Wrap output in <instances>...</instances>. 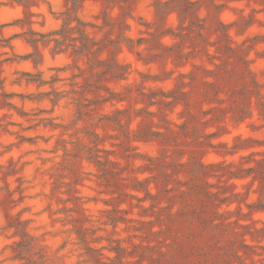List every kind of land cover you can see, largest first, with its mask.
Segmentation results:
<instances>
[{
    "label": "clouds",
    "instance_id": "obj_1",
    "mask_svg": "<svg viewBox=\"0 0 264 264\" xmlns=\"http://www.w3.org/2000/svg\"><path fill=\"white\" fill-rule=\"evenodd\" d=\"M193 19L169 11L159 43L179 59L150 60L154 0H0V264H264L247 173L264 160V0H201ZM109 58L117 73L85 89ZM200 183L230 188L206 226Z\"/></svg>",
    "mask_w": 264,
    "mask_h": 264
},
{
    "label": "rangeland",
    "instance_id": "obj_2",
    "mask_svg": "<svg viewBox=\"0 0 264 264\" xmlns=\"http://www.w3.org/2000/svg\"><path fill=\"white\" fill-rule=\"evenodd\" d=\"M76 3H77V0H73V7L74 8L76 6ZM200 3H201V0H196L195 3H193L192 0H154L155 14L157 17L156 31L151 33V39H150V41H148V43L150 44L151 48H158V49H161V51L156 56L148 57V59H150V60H154V59H158V58L162 59L164 56L170 55V54L176 55L177 58L179 59V56H180L179 46H176L173 49H165L159 43V37H160V35L163 34L161 32V28L163 25L164 18L169 11L176 10L179 13L181 24L183 23V20L188 16H192L194 18L193 23H196L195 11L199 7ZM209 3H210V0H209ZM123 14H125V15L127 14V9L124 10ZM65 23L67 24V21ZM105 23H108V21L105 20ZM189 27L191 28V24L189 25ZM196 27L200 28V27H202V25L196 23ZM218 27H219V30H221L223 32L224 26L219 25ZM69 31H71V30H69ZM166 31H170V29L166 30ZM62 35H65L66 39L68 38V32L64 31V32H62ZM197 35H199V32H197ZM78 39L80 40L81 47H80V49H78L76 51L78 53H85V52L89 51L90 46H91L90 42L88 41L87 37L83 34L82 31H81ZM105 41H107V34H106L104 40L98 42L99 46L97 48V52H99L102 48L106 47L107 44H115L116 43L114 41H107V44H106ZM141 42H143V38H141V40L137 41V43H141ZM31 43L35 47V43H36L35 40H32ZM91 43H96V42H91ZM129 45H131V41H129ZM224 50H225L226 54L234 55L232 50L227 48V46H225ZM92 55H93V60H95L96 53H93ZM31 58H32L34 63H38L40 61V55L38 52H34L32 54ZM97 63L102 64L104 70L96 75L95 80L92 83L85 81V85H84L85 89L98 88V87H100L99 82L101 80L105 79L109 75L114 76L117 73L118 66L115 65L114 60H112L111 58H109V60H106L103 62H97ZM120 71L122 72L123 70L120 69ZM32 79H39V77L38 76L32 77ZM178 91H179V89L177 88V92ZM171 94L174 96L176 95V93H171ZM155 95H157V93H155V92L151 93V96H155ZM234 95L241 98V101L244 102V101H246V98H247V89L241 88L240 90L236 91L234 93ZM151 96L148 97V100L150 103L152 102ZM176 98L179 99L180 97L177 96ZM242 111H243V109H241V112ZM118 116H119V113H117L116 115L111 117V119L118 123L119 122ZM148 130L149 129L147 127H145L144 129H142L140 131V133H138V135H140L142 137H146V136H148L147 135ZM106 164H107V160H105L104 163H100V165H99L100 168L102 169L103 180L106 183V185H111V186H113L114 190L118 191L120 189V184L118 183V180H117L119 173L114 172L111 170V168L106 167L105 166ZM156 167L161 168L162 164H157ZM217 168L219 169L220 174L223 175L224 170L221 169L219 166H217ZM201 173H203L205 175L208 174V172L204 171L201 168V166L199 165L198 158L194 157L193 174H194V176H199ZM247 173H255L254 178H259V180L261 182L260 183V191L262 192V195H264V160L256 162V166L254 168L248 169ZM239 174H240L239 172L231 173V175H239ZM134 186H136V185H134ZM207 187L208 186L203 184V183L194 184L192 187V192H193L194 196L196 197V200L200 204V210L198 213H196V215L200 218V223L204 226H206L207 223H209V217L210 216H215V212H214V209L216 207L215 201H220L221 203H223L225 200L229 199V197H222L221 193L230 191L229 187H220L219 191L217 193L210 194L207 191ZM245 195H247V193H245ZM232 198L235 199V197H232ZM250 207H252V206H250ZM255 207L264 208V199H261L255 205ZM115 211H116V209L113 208V212H115ZM238 211L239 210H237V214H238ZM109 216H110V219H112L113 223L117 219H122V217L113 216L112 214H109ZM218 227L222 228L223 226L221 224V225H218ZM241 247H245V246L241 245ZM245 250L248 251V249L246 247H245ZM117 252H118L117 259H119V255L122 253L118 247H117ZM141 258H143V253H141Z\"/></svg>",
    "mask_w": 264,
    "mask_h": 264
},
{
    "label": "trees",
    "instance_id": "obj_3",
    "mask_svg": "<svg viewBox=\"0 0 264 264\" xmlns=\"http://www.w3.org/2000/svg\"><path fill=\"white\" fill-rule=\"evenodd\" d=\"M68 31H69V30H68ZM68 31H65V32H68ZM64 36H65V35H64ZM59 43H61V41H57V44H59ZM147 133H148V134H147L148 136H146L145 138H147V137H149V136L151 135L150 130H148ZM142 186H143V185H139V184H138V185H136L135 187H142Z\"/></svg>",
    "mask_w": 264,
    "mask_h": 264
}]
</instances>
